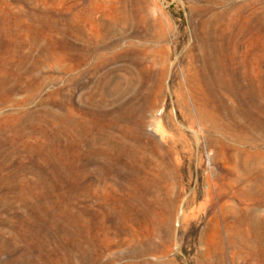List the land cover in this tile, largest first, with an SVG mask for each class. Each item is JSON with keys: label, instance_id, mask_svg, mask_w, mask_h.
<instances>
[{"label": "rangeland", "instance_id": "1", "mask_svg": "<svg viewBox=\"0 0 264 264\" xmlns=\"http://www.w3.org/2000/svg\"><path fill=\"white\" fill-rule=\"evenodd\" d=\"M49 16L58 31L46 29ZM0 24L1 49L16 51L12 63L23 57L38 66L20 74L21 86L42 82L24 109L42 102L59 113L67 96L82 127L79 151L68 159L73 172L56 155L47 162L0 158V264H84L85 255L87 264L93 257L101 264H203L200 237L214 216L219 264H264V0H0ZM68 63L66 85L61 65ZM9 110L0 105V115ZM123 133L160 164L161 199H180L167 248L135 259L126 255L128 235L144 241L153 226L138 212L136 222L128 219V171L113 169L115 177L108 170L107 187H95V152L104 138L117 143ZM21 192L28 197L19 202ZM104 193L113 214L100 232L95 212ZM182 198L191 199L188 208ZM234 219L236 252L229 247Z\"/></svg>", "mask_w": 264, "mask_h": 264}, {"label": "bare ground", "instance_id": "2", "mask_svg": "<svg viewBox=\"0 0 264 264\" xmlns=\"http://www.w3.org/2000/svg\"><path fill=\"white\" fill-rule=\"evenodd\" d=\"M28 18H30V17H28ZM33 18H34V16L31 17V19H33ZM36 18H34V19H36ZM42 19L44 20L45 27L48 31H55L58 29L56 27L57 21L53 17L49 16V17H45ZM42 19H40V20H42ZM70 20H72V19L71 18L68 19L69 23H70ZM32 21L34 22V20H32ZM35 22H36V20H35ZM39 23H40V21H39ZM1 24H2V22H1ZM70 29L71 28H69L67 26V29H65V30H68L70 32ZM1 33L2 32L0 30V37L3 34V33L2 34ZM8 34H10V33H8ZM3 35H5V33ZM17 47H18V44H17ZM210 48H212V46ZM214 50H213V53L215 52ZM210 51H207V52H210ZM92 52H94V51H92ZM81 53H83V51ZM15 54H16V51L12 50L11 48L6 47L5 49H1V47H0V105H1V107H2V105H6L10 108V110L7 113H4V114L1 113V115H0V158L10 159V157H12L14 155H16V156L17 155H24L26 157H38L39 159H42L43 161L47 162L53 156L56 155V157H58V159L60 161V164H62V167L67 168V169L69 167V171L70 170L72 171L74 169V163H76V162L72 163V161H71V163H70L68 161V159L73 160L74 158H72V157H74L76 152L79 151V150H77L78 149L77 147L79 146L78 145L79 139H80V135L82 134L81 133L82 127L80 126L81 123L75 116L76 113H75V109H74L73 105H71L72 102L69 101V98L67 96H64L62 98L63 100L61 101L60 106L58 108L59 113L55 112L54 111L55 109L50 108L51 106L48 107L49 104L47 105L46 103H42V102H41V104H39V102H38L39 105L33 104L34 106L32 108L25 110L24 106L28 102H30V100L36 95L37 91L40 89L42 82L40 81V79L39 80L35 79L31 83L29 82L27 84V86H23V85L21 86V83L23 81L21 80L22 76H20V74L25 73V74L30 75L31 73L34 72V70H36V68L38 66L35 63L28 62V60H26V58H23V57L19 58L20 60L17 64H13L14 61L12 63L11 58H13V56H15ZM213 56L214 55H212L211 57H213ZM76 57H77V55H76ZM87 57H89V56H87ZM38 58H40V57H38ZM34 59L35 58L33 57V61H34ZM259 60L261 61V59H259ZM71 70H72V64L71 63L61 65V71L64 74L63 78H64L66 85L70 81V78L67 77L66 75L70 74ZM20 81H22V82H20ZM66 91H65V93H66ZM69 91L67 92L68 94H69ZM60 93H62V91ZM18 95H20V98L19 97L16 98V96H18ZM31 105H32V103H31ZM75 107H77V106H75ZM124 112H125V110H124ZM120 113H119V115L121 117ZM130 113H132V110ZM119 121L120 120H117V122H119ZM115 124H118V123H115ZM127 124L128 123H126V125ZM109 126L107 125V127H109ZM124 130H125V128H124ZM107 131H108V129H107ZM119 131H120V129H119ZM128 132L129 131L127 130V133ZM116 133H118V131ZM120 133L121 132H119V134ZM113 135H115V134H113ZM132 135H134V133ZM117 136H120V135H117ZM121 136H120L119 140L117 139V141H118L117 143L116 142L113 143V141L110 139L111 137H109V136L107 138H104L103 142L100 144V148H98L97 151L95 152V156L93 157V159L95 158L94 165H95V169L97 171V175L100 176V179H98L97 184H95V187L96 188L107 187L108 184L104 183L102 181H104V178H107V177H105L104 174H106L108 170L121 169V170H127L128 171L127 172V174H128L127 175L128 176L127 177L128 178L127 190L129 192V197L127 200V208L130 212V214L128 215V217H129L128 219H129L130 223L136 222V220L138 218V217L136 218V216L140 213L141 216H143L147 219V223L150 222L151 226H153L152 227V236L146 238L144 241L138 240L137 238H135L136 236L134 237V235H132V234H130V235L127 234L128 236H130V239H129L130 246H129L128 251L126 250L127 251L126 255L128 256V258L130 257L132 259H135L137 257L147 256L151 252L158 250L159 246H162L164 249L167 248V244L169 242L170 233H171L170 221L172 220L171 218L174 214L175 208L177 207L178 200H180V199H177V197H175L174 199H168V200L167 199L163 200V198L161 199V197H160L161 185L160 184H161V182H163L165 180L162 181L163 175L159 172V170L157 168V166L160 164L158 163V165H156L158 161L156 162V164H154L152 161H154L155 159L154 160L152 159V161H151L148 159L149 156H148V158L146 157V153H145L146 149L144 150L145 146L142 145L139 140H137L136 136H133V137L130 136L131 137L130 138L125 133H123ZM113 138H114V136H113ZM114 139L116 141V138H114ZM148 141L153 142L149 139H148ZM155 145H156V143L154 144V146ZM160 154H161V152H160ZM167 154H168V152H167ZM161 156L163 158L166 157L165 155L164 156L161 155ZM75 157H76V155H75ZM168 158H170V157L168 156ZM2 160L4 161V159H2ZM74 161H76V159ZM167 161H166V163H167ZM77 163H79V162H77ZM169 165H170V163H169ZM77 166H78V164H77ZM162 166H164V165H162ZM79 168H80V166H79ZM160 168L162 169V167H160ZM170 168H169V170H170ZM74 171H76V170H74ZM171 171H172V169H171ZM113 172L115 174L118 171L115 172L113 170L112 173ZM108 174H111V173H108ZM115 177H116V174H115ZM115 177H113V178H115ZM224 177L227 180L231 181L232 183H236L239 180L235 175H229L227 177L226 176H224ZM224 177H222V179H224ZM45 182H44V184H45ZM206 182L208 185V189L206 190L205 195L207 198H209V200H211L213 198L211 195V189H210L212 186V181L209 179L208 176L206 177ZM252 184L253 183H251V185L248 186L249 187L248 195L252 191ZM50 187H52V186L50 185ZM162 187H163V185H162ZM165 187H167V185L166 186L164 185V188ZM166 190L167 189H165V191ZM104 194H106V193H104ZM107 194H106V196H107ZM164 194H162V195H164ZM251 195L252 194H250L249 196H251ZM27 197H28V193L21 192L17 195V200L19 202H22ZM97 200H98L99 204H97L95 216H96V220H97V224H98V230L101 232L104 229H108V226H106V224L108 223V220L110 218L109 216L112 213V206L110 204L111 201H110L109 196H107L106 199H104L103 196H97ZM100 200L102 203L100 202ZM182 202H184L185 207L188 208L190 203H191V199L182 198ZM65 203H66V201H65ZM120 204H121V206H123L122 203H120ZM179 205H181V204H179ZM118 206H119V204H118ZM157 209L159 210L158 212H157ZM219 209H220V215H223L226 212L223 203L220 205ZM136 212H138L137 215L135 214ZM228 212H230L232 214V216L234 217L236 215V207L231 206L229 208ZM181 215H183L184 220H186L188 218L187 215H184V214H181ZM78 217H79V215H78ZM214 217L215 218L213 220H211V222H209V226L207 227V230L203 231L201 233L202 235L200 237V243L204 246V249L201 252V259H202L203 264H213V261L211 259V254H215L217 264H219L221 262V257L218 256V255H220L219 253H220V248H221V244H222V239H221V235H220V228H219V224H221V223L218 222L219 219L217 216H214ZM107 218H108V220H107ZM79 220H80V222H83V221H81V219H79ZM160 224L163 225V227H164V234L162 237H161L162 233L157 232V231H159L158 226H160ZM84 225H83V227H84ZM81 226H82V224H81ZM236 226H237V228H236ZM228 228H230V231L232 230V233H233L232 238L229 240V247L233 251L236 252V248L238 246L237 236H239L238 220L234 219L233 225H229ZM126 229H125V231H127ZM128 229H129V227H128ZM107 233H108V231H107ZM154 236L161 237V240H159V241L154 240ZM104 237H105V235H104ZM126 238H128V237H126ZM104 239H106V238H104ZM210 240H211V243L209 244L208 242ZM127 242H128V240H127ZM79 244L80 243H78V245ZM82 246H80V247H82ZM84 252H83V254H84ZM87 256H89V255H87ZM104 256H106V255H104ZM83 258H84L83 263L87 264L85 262L86 261L85 258H87L86 255L83 256ZM97 259H99V258H97ZM97 259H95L93 257V261H91V263L90 262L89 263L90 264H101V263L97 262ZM80 260H81V258H80ZM111 260H109L107 262V264H110ZM76 261H77V259H76ZM98 261H100V260H98Z\"/></svg>", "mask_w": 264, "mask_h": 264}]
</instances>
